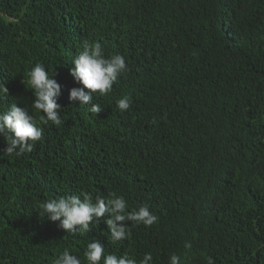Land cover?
I'll return each instance as SVG.
<instances>
[{"label": "trees", "instance_id": "16d2710c", "mask_svg": "<svg viewBox=\"0 0 264 264\" xmlns=\"http://www.w3.org/2000/svg\"><path fill=\"white\" fill-rule=\"evenodd\" d=\"M85 40L128 67L94 94L96 116L68 100ZM35 63L61 85L65 123L39 125L31 152L0 156V264H54L65 249L87 264L92 238L152 264L173 253L264 264V0H0V112L16 103L39 124L26 83ZM81 191L121 195L129 211L147 204L158 220L113 242L103 222L69 234L38 214Z\"/></svg>", "mask_w": 264, "mask_h": 264}, {"label": "clouds", "instance_id": "9594fccd", "mask_svg": "<svg viewBox=\"0 0 264 264\" xmlns=\"http://www.w3.org/2000/svg\"><path fill=\"white\" fill-rule=\"evenodd\" d=\"M82 50L71 60L69 74L75 84L79 85L69 90L68 100L86 106L89 113L96 116L103 107L92 103L94 94L105 96L112 91L118 78L128 71L124 57L119 54L106 56L99 42L82 43ZM53 70L49 71L42 63H35L27 72V85L31 89L34 100L31 107L37 113H42L39 124L27 107H19L16 103L9 105L6 111L0 112V137L5 144L0 149V156L20 157L31 152L34 145L44 135V129L39 125L61 126V105L58 99L61 95V85L53 78ZM8 95V89L0 83V96ZM131 99L125 95L116 101L120 112L129 110ZM38 214L46 216L49 221L59 222V228L69 234H86L91 228H96L103 222L106 225L113 242L129 238L132 228L137 225L149 227L158 217L154 215L147 204L132 208L130 211L126 199L116 193L108 197L96 196L86 191L77 195H66L58 199H48L39 205ZM190 247V245H186ZM83 256L87 264H152V253H145L139 260L130 258L127 254L117 256L106 253L105 246L99 240L92 238L87 244ZM54 264H81V258L65 249L54 260ZM168 264H180V257L175 253L168 258ZM208 264H213L208 258Z\"/></svg>", "mask_w": 264, "mask_h": 264}]
</instances>
